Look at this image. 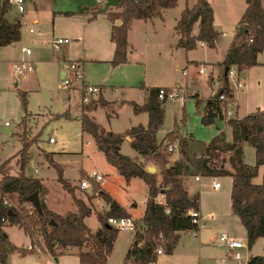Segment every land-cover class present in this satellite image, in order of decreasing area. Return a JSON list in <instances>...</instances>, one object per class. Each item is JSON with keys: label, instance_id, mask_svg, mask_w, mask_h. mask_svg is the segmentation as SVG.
<instances>
[{"label": "trees", "instance_id": "trees-1", "mask_svg": "<svg viewBox=\"0 0 264 264\" xmlns=\"http://www.w3.org/2000/svg\"><path fill=\"white\" fill-rule=\"evenodd\" d=\"M178 0H121L118 13L109 12L111 20L121 19L120 25H114L111 38L116 44L114 65L127 61L128 31L134 19L149 20L161 15L166 8L177 6ZM247 7L242 15L234 39L224 60L225 67L236 65L238 69L258 65V55L264 51V6L262 0H246ZM11 9L8 0L0 2V47L16 43L21 40V21L9 18ZM214 10L208 0H196L192 7H186L176 27L180 40L177 44L187 50L196 48L198 41L207 43L214 48L219 33L214 27ZM199 32L193 35L196 24ZM76 80L72 79L71 87H75ZM159 88L149 90L148 101L144 105H136L135 112H148V125L139 124L122 133L105 132L96 120L87 114L80 117L82 128L90 133L105 154L107 161L125 177L142 179L148 186L146 210L142 218L147 229L144 234L136 233L134 242L128 250L125 261L132 264H152L157 261L154 250L157 240L162 239L166 254H172L179 243L181 232L196 228L189 211L199 209V196H190L183 182V176L190 172L189 160L193 148L197 144L190 138L181 139L179 149L183 159L174 165L169 164V155L161 150L156 132L164 121V104L167 100L158 97ZM231 95L228 79L224 86L208 102L202 114L204 125L212 124L216 118H223V106L218 100L219 95ZM23 107L26 115L22 124L26 125L28 114L27 93L22 92ZM103 102L102 104H106ZM200 102L197 101V105ZM68 117V114L64 115ZM229 124L233 128V141L228 142L224 132L216 135L208 144L202 143L201 156L195 161V166L204 176H231L232 208L237 214L248 233V244L264 237V176L260 184L254 182L259 174V168L264 164V111L259 110L242 119H231ZM131 138L130 145L145 160H153L162 166L161 178L156 173L149 172L144 162L125 155L121 152V145L127 138ZM248 142L256 149V162L248 165L244 162L243 143ZM31 145L23 142V147L13 156L0 164V262L8 264L10 254L19 252L24 255L33 253L13 245L5 231L8 225L23 227L35 243V232H39L47 251L54 257L65 252L67 247H78L79 264H108V257L113 251L119 231L106 227L110 216H129V213L118 202L105 192L106 201L111 208L99 216L102 227L92 232L86 224L85 218L91 215L92 208L76 194V186L72 185L59 172V181L68 191L78 208V212L69 211L65 215L56 213L46 203L44 195L46 188L41 179L26 172L31 156ZM52 153V156H51ZM46 152L45 159L49 164L58 168L60 165L54 159L55 152ZM17 160L18 174H7L5 169L13 160ZM226 163L229 166H226ZM60 170V168H58ZM39 192L43 214L37 210L32 213L27 208L29 196ZM162 196L163 202L157 199ZM9 199L16 207L4 204ZM143 243V244H141ZM250 264H264V255L252 256Z\"/></svg>", "mask_w": 264, "mask_h": 264}, {"label": "crops", "instance_id": "crops-1", "mask_svg": "<svg viewBox=\"0 0 264 264\" xmlns=\"http://www.w3.org/2000/svg\"><path fill=\"white\" fill-rule=\"evenodd\" d=\"M107 1L108 0H105L103 5L101 4L103 0H97L98 3L96 5H92L86 1L74 2L73 0H50V3H43L42 9H38L37 5H34L36 8L34 12L36 17L33 19L34 23H37L36 25H38L41 23V20H43L44 24L50 28L49 31L44 32L39 30L40 34L38 33V36H46L47 38L40 39L42 51L47 53L51 52L52 54V58L48 59L46 62L50 63L52 67L58 70V74L61 79H63V76L66 74V71L68 70L66 64L70 61L79 62L84 74V80L82 82H76L75 87L69 86L71 89L78 90L82 93L80 101L81 112H70L68 117H65V119L80 120L82 114L85 113L94 118L100 125L101 129L105 132L112 131L122 133L139 124L148 125L150 118L149 113H136L135 106L144 105L148 101L149 90L153 88L176 86L185 87L186 92L181 90L180 96H185L187 98L185 100L181 97L175 99L178 102L180 101V105L177 104V106H175L176 123L177 121H181L183 117L185 119L186 117H192V115H189L190 110L189 113H187L188 108L186 105L192 96H197L205 101V111L208 102L215 97V95L224 86L226 79H228L226 67L223 62L234 39L235 28L246 10V0H208L214 10V27L219 33V38L214 48L209 47L207 43L203 41H198L196 48L191 50L177 46L180 40V35L176 31V27L181 18L182 12L186 7H192L196 0H178L176 7L163 9L161 11V15L155 16L149 20L134 19L128 31L129 44L127 50V61L118 65H114L112 63L115 56L116 44L111 38V31L113 26L120 25L122 20H111L109 12H112L113 9H118L120 7L117 5L106 8ZM262 4L264 6V0H262ZM11 8L14 9V7ZM9 18H17L21 21L22 33L24 19L19 15H14V17ZM228 28H231L232 30L231 36H229ZM135 32H137L140 36L142 40L140 42L143 44L145 50L146 45L149 42H157L158 45L156 46L154 52H146V54L138 52L132 41V37L135 35ZM198 32L199 24L197 23L194 27L193 35H197ZM223 33H225V35ZM55 37H67L71 39V42L56 50L51 45V40ZM16 43L0 48H8L16 45ZM195 51H198V53L200 52V54H193ZM263 53L264 51L258 55V65L241 71L236 65L230 67L236 68L241 78L242 76H245V79L242 78L244 81V86L242 88H237L234 83L228 82L233 100L231 107L232 119H242L259 110L264 111V105H261L259 102L258 91L256 90V88L260 85V81L258 82L257 79H255L256 67L264 65V60L260 58ZM14 62L15 61L11 62L12 68H14ZM40 63L44 65L45 61L36 60L34 63L36 66L35 69L38 68ZM203 68L204 72L201 73L200 70ZM184 71H186V73H184ZM203 75L207 76L205 84L210 87V90L206 92V94L199 89ZM15 84L19 85L20 81H16ZM88 84L98 86L99 91L89 96V102H84L83 90L84 86ZM169 100H167L164 104V121L157 130L156 137L159 144H161L162 151L170 144L177 145L173 152L168 154L170 165H174L176 162L184 158L179 149L181 139L190 138L194 142L198 143V145H193L196 152L191 153L192 157L188 161L189 164H191V170L183 176V182L190 196H199V211L201 214L202 225L197 233H193L191 230L181 232V235L185 234V237L182 238L181 236L180 242L174 249L173 253L166 254L164 252L163 254L157 255V261L152 264H179L181 256L192 260L197 258V264H238L233 259H225L227 251L224 246L212 245V242L222 233H227L232 237L248 242L247 230L242 224L240 217L234 213L232 208L231 194L233 178L229 176L231 182L229 189L227 190L228 199L224 200V198V201H222L219 197H216L210 208L208 207V204H206L203 197V190L201 187L204 186V184L202 183V180L205 178L211 179L214 188V182L217 181L218 178H221V176H204L195 166V161L201 156L200 144L210 143V141L221 132L225 133L226 140L228 142H232L233 128L229 122H226L221 117H218L215 121L220 120L221 126L216 125V129L212 128L208 131V133L200 134L198 132V122L200 118L195 117L197 119L196 123L189 125V129L194 131V135L193 133H187L188 129L184 127L183 129L176 128L174 130L167 131L162 136H159V131L165 124L166 104ZM102 101H106L107 103L102 104ZM125 123L127 125H125ZM3 129L6 130V132L11 131L6 127H3ZM82 131L83 133H87L83 130V128ZM171 134H173L172 139L170 138ZM130 141L131 138L128 137L123 142L121 145V152L145 163V158L131 147ZM126 145L127 148L125 147ZM243 152L244 162L248 165H254L256 162L255 147L248 142H244ZM63 153L65 152L63 151ZM146 168L148 171L150 168H153L155 172L159 171L158 167L155 165L153 167L146 165ZM263 176L264 164L260 166L259 174L254 179V182L257 184L262 183ZM37 178L41 179L47 190L45 200L50 209L62 215L71 211L68 210L60 213L59 210L53 208L50 204L51 190L47 182L43 177ZM123 178L125 179L124 176ZM135 179L136 178H132L129 182L125 179V181L130 184ZM194 182L200 183V189H194ZM102 185L103 188L101 187L100 192H105V195H108L113 200L118 202L126 209L129 216L136 218L139 222L142 221L148 199V186L146 187V195L141 205L129 194L124 199H119V197H117L111 189L108 182H103ZM76 187L78 190H81L79 188V184ZM96 187L99 188L98 184L94 185L93 190H96ZM221 188L222 183L218 189L214 188L215 190L213 192H208L219 195ZM81 191L89 192L92 191V189ZM204 193H206V191H204ZM104 194L102 195L104 196ZM95 199V197L91 199L92 203H94ZM157 200L163 201V197L160 196ZM110 208L111 204L106 201L103 211L107 212ZM139 208L141 209V213L136 214L135 210ZM72 212H78V208L76 211ZM10 226L18 225H8L5 227V231L10 242L19 247L10 239V233L8 232V227ZM101 227L102 226H99L97 231ZM20 228L25 231L29 237V243L31 244V235L23 227ZM97 231L92 232L95 233ZM131 233L132 237L128 238L125 256L133 244L136 235L134 232ZM260 241L262 243L261 250L254 253V248ZM23 249L26 248L24 247ZM74 249L77 264H79L78 247L69 246L65 252L69 250L73 251ZM244 253L246 254V250H244ZM249 253L251 256L264 255V237L259 238L253 246H249ZM16 255H20L22 257L21 259H25L29 256V254L24 255L19 252L12 253L8 258V264H15L13 262V257ZM176 255H180V257L174 259ZM63 256L66 255L61 254L56 256L57 264H65L63 262ZM125 256L120 263L125 261ZM46 257L49 258L48 255ZM108 264H111L109 259Z\"/></svg>", "mask_w": 264, "mask_h": 264}, {"label": "rangeland", "instance_id": "rangeland-1", "mask_svg": "<svg viewBox=\"0 0 264 264\" xmlns=\"http://www.w3.org/2000/svg\"><path fill=\"white\" fill-rule=\"evenodd\" d=\"M73 1H86L92 5L98 3L97 0ZM46 2L50 3V0H27V11L24 14L19 13L15 7L14 9L11 8L8 13L9 17L19 15L24 19V25L22 29V38L16 45L8 48H0V164L8 158L13 157L23 147V142L29 143L31 145L29 149L31 160L26 172L45 179L51 190L50 204L53 208L59 210L60 213L68 210H77L72 195L62 187L59 181L60 174L72 185L77 186L82 179L87 177L88 173L96 171L104 175V183H109L111 189L119 199H124L129 194L142 205L146 195L147 184L140 178H136L132 183L128 184L118 170L107 161L105 154L98 148L94 137L90 133H83L80 120H67L64 117V115L70 114V112H81L80 101L82 93L78 90L71 89L69 86L65 88L61 87L60 83H62L63 80L60 78L58 70L52 67L50 63L46 62L48 59L52 58L51 52L47 53L42 51L40 39H47L46 36H38L37 31L34 33L30 32L31 27L44 32L50 30L49 26L45 25L43 20H41V23L38 25L33 21L36 17L34 13L36 8L34 5H37L38 9H42L43 3ZM104 2L105 0H103L101 4L104 5ZM121 10L120 8H116L113 9L112 12L115 14ZM228 31L229 36H231V28H228ZM132 41L141 54L154 52L158 45L157 42L151 41L146 45L145 50L137 32L133 35ZM27 48H31L33 54L27 55L25 52ZM193 54L197 55L200 54V52L198 53V51H195ZM260 58L264 60V53ZM22 59L30 60L33 63H35L36 60H42L45 61V63L44 65L40 63L38 68L33 72H29L27 79H21L20 84L16 85V77L11 62L15 61V64ZM255 70V79L261 82H259L260 85L256 88L258 91V100L261 105H264V65L256 67ZM206 77L207 76L203 75L199 88L204 94L210 90V87L205 84ZM244 77L245 76H242V78ZM22 92L27 93L28 99V114L26 116L25 126L22 124V120L26 115V110L23 107ZM197 101L200 102L199 105H197ZM177 104L180 105V101L178 102L175 99H170L166 104V120L163 128L159 131V136H162L167 131L176 128L183 129L184 127L188 129L187 133H193L194 135V131L189 129V125L196 123V118H200L198 122V132L200 134L208 133L212 128L216 129V125L221 126L220 120H216L207 126L203 125L201 117L204 112L205 101L197 96H192L186 104L188 108L187 113H189L190 110L189 115H192V117H186V119L183 117L181 121H177L176 123L175 106H177ZM6 122L9 123L8 126L5 125ZM125 125L127 124L125 123ZM3 127L11 131L6 132ZM51 137H53L56 142L50 143L49 139ZM172 137L173 134H171L170 138L172 139ZM125 147L127 148V145ZM63 151L65 153H63ZM163 151L169 154L165 149ZM46 152H55L54 159L59 163L60 166L58 168H60V170L48 163L45 159ZM145 161L147 166L153 167L155 165L158 167V172H155L152 168L149 172L156 173L159 176V183H161L162 178L160 173L162 166L153 160ZM228 166L227 163V167ZM19 169L17 160L15 159L5 169V172L14 175L19 173ZM217 181L222 183L219 195L208 192H213L215 190L211 179L205 178L202 180L204 184L202 187L199 182L193 183L194 189H200L201 187L204 200L210 208L216 197H219L222 201L228 199L227 190L231 182L230 177L221 176ZM98 186L99 188L96 187V190L101 189V187L103 188L102 184ZM204 191H206V193H204ZM75 194L89 205L91 204L90 206L93 211L91 215L86 218V223L92 231H97L98 227L102 226L99 216L106 213L103 211L106 199L100 192L96 194L95 191H81L78 190L77 187ZM91 195L96 198L94 203L91 201L93 198ZM28 205L26 206L28 207ZM135 213L140 214L141 209L135 210ZM8 232L14 244L21 248L25 247L27 251L34 252L29 254L25 259H21L22 257L20 255L14 256L13 262L15 264L46 263L53 257L47 251L39 232H35L34 238L36 241L35 243H31L33 244V249H27L30 245V240L22 228L10 226L8 227ZM181 236L183 238L185 234ZM130 237H132L131 232H119L113 251L108 257L111 264H118L123 260L126 253L127 241ZM157 242L159 245H162L164 249L162 239L157 240ZM261 245V241L258 242L253 252L256 253L260 251ZM45 255H48L49 258ZM62 255H66L63 256V262L65 264H77L75 249L73 251H66ZM179 257L180 255H176L174 259ZM197 260V258L192 260L181 256L179 264H197Z\"/></svg>", "mask_w": 264, "mask_h": 264}, {"label": "built area", "instance_id": "built-area-1", "mask_svg": "<svg viewBox=\"0 0 264 264\" xmlns=\"http://www.w3.org/2000/svg\"><path fill=\"white\" fill-rule=\"evenodd\" d=\"M11 7H16L17 11L19 13H24L26 11V2L27 0H8ZM238 29L236 26L235 32ZM40 34L39 30H36L34 27L30 28V32L34 33L36 32ZM225 35V33H223ZM71 42V39L67 37H55L51 40V45L54 49L58 50L61 46L67 45ZM25 52L27 55L32 54V49L27 48L25 49ZM35 64L26 59H22L15 63L14 65V74L16 77V81H20L21 79L27 78L29 72H33L35 70ZM66 67L68 70L66 71V74L63 76V81L61 84V87L65 88L67 86H71L72 79H75L76 82H82L84 80V74L81 68V64L77 61H70L66 64ZM201 73L204 72V68L200 70ZM186 73V71H184ZM228 82L234 83L237 88H242L244 86L243 79L239 76V72L236 68H230L229 72L227 74ZM186 92L185 87L182 86H176V87H160L158 90V97L161 100H169V99H176L178 97H181L183 100L187 99L185 96H180V91ZM99 91L98 86L88 84L84 86L83 90V101L89 102V96L91 94H94ZM218 100L221 102L223 106V120L226 122H229L232 119V97L229 96L226 93H222L219 95ZM6 126L9 125L8 122L5 123ZM50 143L56 142V140L51 137L49 139ZM177 147L175 144H170L165 151L171 153L173 150ZM37 171V170H36ZM104 182V175L99 174L96 171H92L87 174V177L82 179L79 183V188L81 190H89L92 189V191H95L96 194H99L100 189L93 190L94 185L103 184ZM221 183L219 181L214 182V188L218 189L220 187ZM159 202H163L158 200ZM4 204L8 207H16L13 202H11L9 199L4 200ZM30 212L32 213L35 211V207L29 203L27 207ZM189 215L192 218L193 224L196 226V228L192 229L191 231L193 233H197L202 225L201 222V214L199 209H192L189 211ZM111 228H114L115 230L123 231V232H134L144 234L147 227L144 222H139L136 218L132 216H110L107 218L106 222ZM212 245L214 246H224L227 251V255L225 259H233L238 264H250L251 254L249 253V244L248 242H244L243 240L237 239L235 237L230 236L227 233H222L218 236L216 240L212 242ZM27 249H33V244H30ZM244 250H246V254L244 253ZM154 253L156 255H160L164 253V249L162 245H159L157 242V246L154 250ZM56 257H52L49 262L46 263H40V264H56ZM1 264V262H0ZM120 264H132L131 261H123Z\"/></svg>", "mask_w": 264, "mask_h": 264}, {"label": "water", "instance_id": "water-1", "mask_svg": "<svg viewBox=\"0 0 264 264\" xmlns=\"http://www.w3.org/2000/svg\"><path fill=\"white\" fill-rule=\"evenodd\" d=\"M120 1L121 0H108L106 3V8L119 5ZM229 69H230L229 67H226V74H228ZM149 170H151V168ZM29 202L35 207V209L39 214H43V208H42L39 192H34L33 194H31L29 196ZM105 226L108 228L110 227L107 223L105 224Z\"/></svg>", "mask_w": 264, "mask_h": 264}]
</instances>
